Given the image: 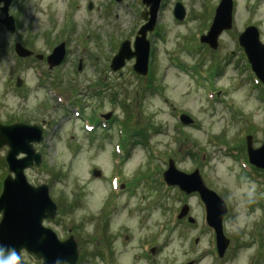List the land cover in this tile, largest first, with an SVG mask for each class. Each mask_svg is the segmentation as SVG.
<instances>
[{"label":"rangeland","instance_id":"1","mask_svg":"<svg viewBox=\"0 0 264 264\" xmlns=\"http://www.w3.org/2000/svg\"><path fill=\"white\" fill-rule=\"evenodd\" d=\"M231 1V29L212 50L199 38L219 0H162L140 77L133 60L117 72L110 61L144 24L141 0H11L13 34L0 25V124L43 128L33 145L41 163L24 176L48 186L57 212L42 225L59 240L73 236L76 264H264V171L247 164L245 145L246 136L253 149L264 141V91L237 43L247 26L264 43V0ZM61 42L66 55L52 70L13 52L18 43L44 59ZM169 160L183 174L197 170L225 203L222 258L198 194L163 182ZM184 205L193 225L176 219ZM19 261L40 264L25 252Z\"/></svg>","mask_w":264,"mask_h":264},{"label":"water","instance_id":"2","mask_svg":"<svg viewBox=\"0 0 264 264\" xmlns=\"http://www.w3.org/2000/svg\"><path fill=\"white\" fill-rule=\"evenodd\" d=\"M119 3L120 0H114ZM162 0H141L145 7L141 18L145 22L140 27L134 38L132 48L128 41L121 43L117 54L111 58L110 69L117 72L126 61L134 60V73L144 77L148 70L149 42L146 39L148 33L154 31L157 14ZM11 0H0V12L3 18L0 24L5 27L7 33L14 32L13 19L7 15ZM2 5V6H1ZM91 9V5L87 6ZM232 1L220 0L214 10V16L205 35L199 38L200 44L207 45L214 50L217 45V38L221 32L228 31L232 26ZM174 19L182 21L184 9L181 4L176 3L172 14ZM257 29L249 26L238 36V45L243 50L250 69L258 82L264 89V44L259 40ZM64 43L56 46L46 58L48 70L59 66L65 57ZM15 54L20 58L29 57L32 53L19 44L14 46ZM36 59L41 60L42 56L37 55ZM20 81L17 79L16 86ZM179 122L185 125H192L193 122L185 115H180ZM108 118V116H105ZM42 129L39 126L26 124H12L9 126L0 125V148L7 147L4 155V162L8 174L2 183L0 194V248L6 254L11 250L15 257L19 253L32 255L40 264H75L77 261L76 242L72 236L64 241H59L55 233L42 226L44 220H53L57 207L51 201L47 185L37 187L30 186L25 179L24 170L27 168H38L41 156L37 153L33 144L42 141ZM251 138H246V154L248 163L264 171V141L257 149L251 147ZM23 155L22 158H17ZM163 173V181L168 186H177L186 195L197 193L204 204L205 220L215 235V247L219 258H222L226 247L229 244L222 231V216L226 214V207L223 201L212 191L208 190L202 183L197 170L186 175L175 169L173 162L168 161V168ZM11 175L13 177H11ZM93 176H98L96 170L92 171ZM187 206L180 208L177 219L187 214ZM189 223L193 220L188 218ZM19 264H24L19 261Z\"/></svg>","mask_w":264,"mask_h":264},{"label":"clouds","instance_id":"3","mask_svg":"<svg viewBox=\"0 0 264 264\" xmlns=\"http://www.w3.org/2000/svg\"><path fill=\"white\" fill-rule=\"evenodd\" d=\"M3 249L0 248V253H3ZM15 256V253L11 250L8 252L7 256H4L3 258H0V264H12V260Z\"/></svg>","mask_w":264,"mask_h":264}]
</instances>
